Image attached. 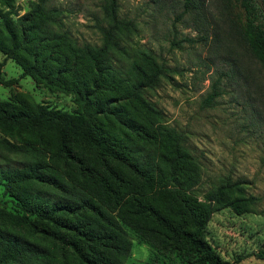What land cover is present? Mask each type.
I'll return each mask as SVG.
<instances>
[{"label": "trees", "instance_id": "16d2710c", "mask_svg": "<svg viewBox=\"0 0 264 264\" xmlns=\"http://www.w3.org/2000/svg\"><path fill=\"white\" fill-rule=\"evenodd\" d=\"M53 1H34L20 24L0 28V53L17 59L38 83L73 92L78 104L68 112L0 100V128L40 138L27 147L0 140L14 153L30 150L33 156L23 167L0 166V181L22 210L0 206V264H125L132 248L128 227L158 250L181 244L188 263L231 264L205 237L215 204L224 202L231 184L208 203L179 189L195 180L193 163L181 137L158 124V111L145 96L167 72L150 52H130L136 21L119 16L118 0H104L101 42L80 45L59 28L63 9ZM233 1L244 20L229 19L228 30L217 23L211 33L206 0H179L183 9L176 19L192 17L198 35L188 41L212 38L224 45L229 74L262 99L264 0ZM249 61L258 64L259 75ZM219 83H212L208 104L220 95ZM227 202L238 212L247 204L243 197ZM9 223L50 240L60 255L13 232Z\"/></svg>", "mask_w": 264, "mask_h": 264}, {"label": "rangeland", "instance_id": "374dc122", "mask_svg": "<svg viewBox=\"0 0 264 264\" xmlns=\"http://www.w3.org/2000/svg\"><path fill=\"white\" fill-rule=\"evenodd\" d=\"M34 1L0 0V28L4 22L20 24L32 11ZM103 2L54 0L53 5L63 9L59 28L80 45L100 43L98 21ZM118 4L119 16L137 23L130 52H150L167 72L145 96L158 111V124L181 137L193 163L195 180H188L179 189L208 203L216 191L231 184L221 196L224 202L215 204L216 210L206 226V239L231 264H264V98L254 99L256 95L247 91L243 79L229 74L231 56L224 45L215 44L212 38L208 43L187 40L196 37L198 31L189 14L176 19L183 9L179 0H118ZM206 7L212 22L211 33L217 23L228 30L229 19L237 24L244 20L242 8L233 0H206ZM220 11H227V16ZM248 64L257 72L255 61ZM217 79L220 95L208 104L206 98ZM0 100L20 106L47 104L68 112L78 109L73 92L38 83L24 74L17 59L4 53H0ZM4 138L26 147L40 144L35 134L0 128V140ZM31 159L30 150L14 153L0 142L1 167H23ZM175 187L173 183L167 185ZM163 197L168 198L166 194ZM236 197L245 198L247 203L241 212L227 202ZM0 206L22 212L1 181ZM7 227L50 249L51 254L60 255L59 248L50 240L31 234L19 224L9 223ZM127 230L132 248L125 264H193L187 262L181 244L173 243L166 250H158L131 228Z\"/></svg>", "mask_w": 264, "mask_h": 264}]
</instances>
